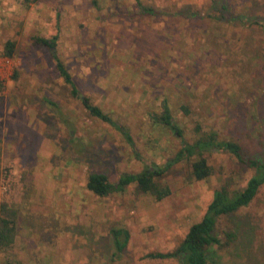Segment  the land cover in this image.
Wrapping results in <instances>:
<instances>
[{"label": "rangeland", "instance_id": "374dc122", "mask_svg": "<svg viewBox=\"0 0 264 264\" xmlns=\"http://www.w3.org/2000/svg\"><path fill=\"white\" fill-rule=\"evenodd\" d=\"M141 1L188 17L133 18L136 0H0V206L16 225L0 264H181L146 256L175 251L215 191L243 189L254 169L214 150L205 181L192 178L188 162L166 171L158 181L172 194L162 201L135 184L107 197L87 189L92 173L116 183L175 157L181 140L153 119L164 101L187 142L200 126L264 162V0H224L233 14L254 18L250 26L217 21L221 5L213 11L212 0ZM36 37H58L57 53L80 90L130 131L134 146L71 95ZM8 41L17 45L13 59L2 56ZM237 225L254 244L215 249L216 260L264 261V185L250 206L220 219L217 232L224 238ZM114 228L130 233L118 256Z\"/></svg>", "mask_w": 264, "mask_h": 264}, {"label": "trees", "instance_id": "16d2710c", "mask_svg": "<svg viewBox=\"0 0 264 264\" xmlns=\"http://www.w3.org/2000/svg\"><path fill=\"white\" fill-rule=\"evenodd\" d=\"M40 0H22L26 6H31ZM214 8L221 5L217 13L216 20L219 22H227L229 24H242L243 26L251 25L254 18L243 15L233 14L234 12L228 6V2L224 0H212ZM136 15L135 17H146L150 19H159L163 17L173 18L188 17V14L181 12L167 13L161 9L145 5L141 0H136ZM193 17V16H192ZM245 22H248L246 24ZM251 28V27H250ZM264 28V27H263ZM34 44L41 46L51 51L56 63V69L68 87H70L71 95L81 101L84 108L89 114L106 123L121 132L126 140L134 146V141L130 131L120 125L114 118L103 110L100 106L95 105L89 96L83 93L75 77L70 72L67 64L60 58L57 53L58 37L46 39L41 37L34 38ZM17 53V45L13 41H8L4 46L2 56L7 59H13ZM255 55V54H252ZM0 85V93H1ZM54 105L53 103H50ZM187 115L191 114L189 107H183ZM153 119L168 128L178 139L181 140L182 148L172 157L165 167L159 165L147 166L138 174H124L116 183H111L109 177L102 173H92L87 181V189L99 197H107L115 193L125 192L131 185L135 184L136 188L142 194L151 196L156 201H162L172 194L169 186L162 185L158 179L162 178L164 173L174 165L182 162H188L191 167V176L195 181H205L213 174V169L206 159V154L214 150L228 152L233 155L240 163L255 170V175L247 182L243 189L230 192L228 186H222L215 191V196L209 204L202 220L194 224L188 234L178 246V248L169 253H151L146 256L150 260H171L178 259L181 264H221L216 260L215 249L227 250L232 247L247 245V249L254 244V239H245L242 234L241 225H237L234 229L224 231V238H221L217 232V225L220 219L224 217H234L242 208L250 206L264 185V162L257 158L249 156L242 144L232 140H222L217 134L202 133V127H197L196 132L199 137L194 142H187L184 131L176 124L171 113L169 105L166 101L163 102V112L161 115L153 116ZM7 210L6 205L0 206V247L2 249L10 248L15 243L16 225L13 219L5 218L4 212ZM113 236V244L116 249V256L123 254L126 250L130 233L122 228H114L111 231ZM23 264V263H9ZM257 264H264L260 261Z\"/></svg>", "mask_w": 264, "mask_h": 264}]
</instances>
